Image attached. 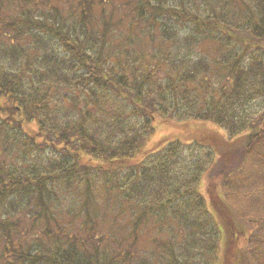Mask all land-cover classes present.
<instances>
[{
	"label": "trees",
	"instance_id": "obj_1",
	"mask_svg": "<svg viewBox=\"0 0 264 264\" xmlns=\"http://www.w3.org/2000/svg\"><path fill=\"white\" fill-rule=\"evenodd\" d=\"M263 118L264 0H0V264H212L194 234L264 264V227L191 217L229 143L264 178Z\"/></svg>",
	"mask_w": 264,
	"mask_h": 264
},
{
	"label": "rangeland",
	"instance_id": "obj_2",
	"mask_svg": "<svg viewBox=\"0 0 264 264\" xmlns=\"http://www.w3.org/2000/svg\"><path fill=\"white\" fill-rule=\"evenodd\" d=\"M177 30L178 32H181L183 28H177ZM177 38L178 40L173 42L170 41V43H168L173 50V54H176L175 50L177 49V46H180V49L186 54L193 55L192 50L189 49L188 44L184 41V35L179 34ZM138 61L139 60L135 61L134 64H137ZM153 65L154 62L147 66L148 69L153 70ZM153 72L155 73V76L160 75L159 78H162L165 75V72L162 73L155 70H153ZM211 83L212 87L216 88L220 85V80L218 77H213L211 79ZM194 97L200 99V96L195 95ZM259 125L260 128H264V118L261 120ZM178 126V128H174L168 125H163V128L166 130H164L163 133H160V135L171 132L177 133V135L182 134V137L184 138L185 136L191 135V132L194 133L193 128H185L182 123H178ZM158 131H160V128H158ZM240 143L241 142L238 144L237 141L229 143L227 149H224V153L226 154L222 156L221 159L218 155L217 161L220 163L218 162L215 165L210 166V170L204 171L205 176L202 175L201 177L203 182L202 185H200L199 194L204 198L206 206L205 209L209 210V212L206 210H198V213L193 215L191 214V217L192 220H197V225L200 224L199 227L206 226V233L212 224H214L212 221L215 219L212 218L211 214H214L217 218L214 222L219 223L221 229L224 227L226 230H229L231 227L229 225V221L232 219L233 226L231 228L234 227V221L237 222L247 232L248 237H250L254 232L258 233L261 231L260 229H263L264 227V178L261 177L263 171L253 154L248 156L244 155L242 152V145H240ZM200 144L201 146H196V150H200L202 151V154H204L206 151V147H204L205 143L201 141ZM216 145L219 148L220 144ZM181 156L183 158L187 157L185 153ZM186 162H189V164H193L194 166V162H196L195 156L188 158ZM198 166V169H202L204 167L201 165ZM211 197L214 202L211 200ZM258 199H260L259 201L262 206ZM252 200H256L257 202L253 203ZM217 207L220 211L217 210ZM154 223H156V220H152L150 218L148 225L144 227L146 237L142 238L139 243L142 248V254L153 255L159 251L164 252L160 250L161 248H157L155 242H152L151 236L159 227V224ZM167 225L170 227L168 223ZM261 234H263L262 231ZM163 236L164 234L160 237ZM216 237V240H212L210 237L206 236V239L202 241L194 234L190 240V244L192 247H198H196V251H193L192 254L194 256L200 255L202 261L204 262L211 261L212 264H227V250L225 249L232 244H227L228 238L226 236H223V239L220 235H216ZM218 237H220L219 240ZM166 242H164V244ZM180 242L183 245L185 243V241L182 240ZM212 247L213 249L211 250ZM235 264L237 263L235 262Z\"/></svg>",
	"mask_w": 264,
	"mask_h": 264
}]
</instances>
